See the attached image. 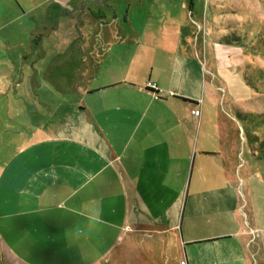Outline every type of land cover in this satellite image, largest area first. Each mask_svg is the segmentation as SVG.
I'll return each instance as SVG.
<instances>
[{"label":"crops","instance_id":"obj_1","mask_svg":"<svg viewBox=\"0 0 264 264\" xmlns=\"http://www.w3.org/2000/svg\"><path fill=\"white\" fill-rule=\"evenodd\" d=\"M91 5L0 0L3 260L264 264V182L242 160L234 118L255 91L246 59L201 37L183 11L146 19L156 44L117 63L104 49L114 20L92 16ZM71 64L85 76L54 82L55 67ZM148 83L164 96L154 99Z\"/></svg>","mask_w":264,"mask_h":264},{"label":"rangeland","instance_id":"obj_2","mask_svg":"<svg viewBox=\"0 0 264 264\" xmlns=\"http://www.w3.org/2000/svg\"><path fill=\"white\" fill-rule=\"evenodd\" d=\"M90 2L92 5L89 6V12L92 16L102 15L105 11V20L107 22L114 20L112 24L109 22V27L105 26V34L109 39L104 43V49L109 53V57L117 58L113 59L117 63H130L131 59L123 56H134L136 53L144 55L151 51L152 45L156 44V38L145 33L146 19L154 24L159 19L180 20L186 17L181 14L183 11H189L187 17H192L200 24L201 37L207 36L209 41L213 40L216 45H232V48L240 52L239 55L246 59L242 66L245 81L255 91L244 104L243 112H239V116L234 112L235 128L242 131L241 140L245 148L240 151L242 160L249 166L248 172L264 182V0H90ZM97 5L100 6L96 7ZM115 17L120 23L116 24ZM127 20L131 21L130 25ZM92 24L89 26L92 33H99L103 29L102 23L99 26L96 23ZM103 32L104 29L100 31L102 34ZM153 32L162 33V27L160 26L158 30L154 29ZM137 33H140L138 41H136ZM108 60L110 63L113 61L112 58ZM71 65L72 67L56 66L54 70L58 74L55 77L58 79L54 82L67 81L73 75L74 78L82 76L81 65ZM108 68L111 75L116 73L113 67L108 66ZM72 71L74 74L71 77ZM105 71L101 70L99 79L95 83H101ZM40 78L42 79V73ZM46 87L48 89L49 84ZM8 88L9 84L7 90ZM44 90L40 92L36 90L34 94L42 99L49 98V93ZM4 92L2 90V94ZM254 93L257 96H254ZM27 98L30 97H25V100ZM68 105L62 103L57 110L62 113V109ZM258 258L264 260V246ZM0 264H7L3 260L1 249Z\"/></svg>","mask_w":264,"mask_h":264},{"label":"built area","instance_id":"obj_3","mask_svg":"<svg viewBox=\"0 0 264 264\" xmlns=\"http://www.w3.org/2000/svg\"><path fill=\"white\" fill-rule=\"evenodd\" d=\"M148 88L152 91L155 99H161L164 96V92L158 89L155 84L148 85ZM169 96H174V93H169ZM196 116L200 114V111H195Z\"/></svg>","mask_w":264,"mask_h":264}]
</instances>
